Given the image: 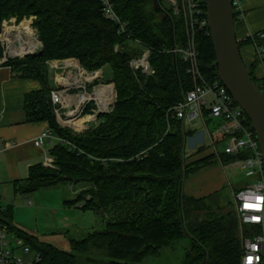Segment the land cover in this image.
Listing matches in <instances>:
<instances>
[{
  "label": "trees",
  "instance_id": "1",
  "mask_svg": "<svg viewBox=\"0 0 264 264\" xmlns=\"http://www.w3.org/2000/svg\"><path fill=\"white\" fill-rule=\"evenodd\" d=\"M111 1L127 22L130 38L117 34L116 26L102 15L99 0H0V23L12 15H34L42 42L38 55L9 61L12 68L68 58L78 59L88 70L109 64L117 93L109 113L99 115L94 127L75 134L57 122L46 79L38 69L36 74L21 75L42 84L25 97L28 120L47 121L54 136L47 149L53 166H31L22 192L63 181L84 182L89 187L67 203L95 211L102 226L81 238L68 236L69 250L28 233L17 234L42 253L41 264H147L162 248L184 238L189 239V247L182 264H240L233 207L221 212L183 189L179 203L182 180L213 158L204 155L184 163L185 123L167 121V109L192 87L185 63L171 51L173 45L183 44L184 22L163 0ZM134 39L150 48L154 74L130 68L129 60L141 51L132 47ZM117 44L120 49L115 50ZM197 49L203 74L208 79L218 77L209 34L198 32ZM249 73L264 93V79ZM214 138L224 142L223 136ZM220 153L224 163L234 159Z\"/></svg>",
  "mask_w": 264,
  "mask_h": 264
},
{
  "label": "built area",
  "instance_id": "2",
  "mask_svg": "<svg viewBox=\"0 0 264 264\" xmlns=\"http://www.w3.org/2000/svg\"><path fill=\"white\" fill-rule=\"evenodd\" d=\"M244 1L231 0L235 20L244 17ZM99 2L102 15L116 26L117 34L130 38L127 22L117 13L113 2L111 0ZM167 2L173 13L179 15L184 22L183 44L173 45L171 51L183 60L192 82V87L184 93L182 99L167 109V121L178 119L191 126L202 123L208 137H211V134L205 121L207 119L217 121L214 130L216 135L224 137L222 151L234 156V159L224 166L227 168L238 166L246 177L252 179L245 186L231 190L241 244L240 264H264V161L257 136L250 127L247 114L219 77L208 79L200 69L197 34L203 31L210 35L206 0ZM249 37L255 45L257 59L263 63L264 32L250 34ZM114 48L118 50L120 46L117 44ZM141 48L139 55L129 60V66L133 72L152 75L154 69L149 61L150 48L146 46ZM41 50L42 42L34 27L32 16L19 18L12 15L2 19L0 66L9 65L8 62L11 60L38 55ZM98 70H88L78 62L68 68L65 75L58 77L59 86L49 91V100L56 120L61 126L66 127L74 123L88 105L93 107L86 116L96 122L99 115L109 113L113 109L117 96L115 85L113 82H99L100 80L96 79L100 75ZM215 72L217 74V66ZM75 114L78 116L75 117ZM169 125L168 122V128ZM52 138L54 136L47 128L36 137L34 145L41 146L47 139ZM58 140L62 141L59 138ZM210 140L211 144H214L212 138ZM43 165L51 167L53 160L45 157ZM6 213L7 208L2 205L0 196V264H41L42 253L36 249L30 253L23 238L11 233ZM26 253L30 254L25 255Z\"/></svg>",
  "mask_w": 264,
  "mask_h": 264
},
{
  "label": "crops",
  "instance_id": "3",
  "mask_svg": "<svg viewBox=\"0 0 264 264\" xmlns=\"http://www.w3.org/2000/svg\"><path fill=\"white\" fill-rule=\"evenodd\" d=\"M260 31L264 32V0H245L244 17L235 20V34L239 41V50L244 64L258 80L264 79V62L257 59L256 48L249 35ZM248 39L249 42L246 41ZM65 61L68 60H53L54 65H56L55 62ZM107 67L109 68V65L104 67L103 72H107ZM111 73L112 70L110 75ZM41 88L42 84L39 80L21 76L16 69L10 66H0V196L2 201H6L7 213L10 216L13 213L9 206L10 199L18 194L26 193L22 192L21 188L28 180L31 166L37 163L43 165L45 157L53 160L47 154L51 139H47L41 146L34 145L36 137L49 128L48 122L28 120L25 108L27 93ZM209 122L212 123V129H208L211 134V137L208 138L213 140L216 136L214 129L217 121L207 119L205 121L207 128H209ZM185 125L191 130L202 127V123L195 126ZM205 136L204 134L202 141L206 138ZM208 153L209 151L205 148L204 153L193 154L190 159L194 160ZM224 164L222 160L212 159L188 174L182 180L184 193L206 200L223 190L226 183H229L232 190L234 187L229 182L227 167ZM61 186L63 188L64 184L59 183L41 188L57 189ZM72 193L75 194L74 191ZM64 197L63 195L61 199L62 204L70 205L67 201L74 195H71L70 198ZM94 213L97 214L95 211ZM94 223L90 229L82 233V236L102 226V221L98 219V216L94 219ZM64 231L68 233L69 229L66 228Z\"/></svg>",
  "mask_w": 264,
  "mask_h": 264
},
{
  "label": "rangeland",
  "instance_id": "4",
  "mask_svg": "<svg viewBox=\"0 0 264 264\" xmlns=\"http://www.w3.org/2000/svg\"><path fill=\"white\" fill-rule=\"evenodd\" d=\"M163 3L166 7H168L169 4L167 0H163ZM31 16L33 17L34 22L35 16ZM23 17L28 16H22L21 18ZM34 27L37 30L35 24ZM130 43L132 47L137 46L140 49H142L141 47H143V45L137 40H135V42L131 41ZM53 60L55 59L48 61L45 60L43 62L36 60V63L34 64L23 66L22 70H16L20 75H33L36 74V69H38L39 73H41L44 79H46L45 81L48 85L49 94V91L51 89L57 88L59 86L58 77L65 75L67 69L72 67L73 64L79 62V64L81 65L80 61L76 58H68V61L65 62H55L56 65H54ZM106 65L109 64L103 65L101 68H99L100 70H98L100 72V75L96 79L100 80L99 82H111L112 73L110 75V71L112 70V68L109 65V68L107 67V72H103V69ZM109 76L111 77L109 78ZM76 116L78 115L75 114V117ZM79 119L80 122L77 121ZM98 120L99 119L97 118V121ZM96 123L97 122L95 120L88 119L86 113L82 112V114L74 121V123L69 124L65 128L77 134L82 133V131H84L85 129L87 130L88 128L94 127ZM211 127L212 123L209 122L208 129L210 130ZM188 129V126L185 125L183 130L184 133L182 132L184 139V163L192 161L190 159L191 155H196L197 153H204L205 148H207V150L209 151L207 156L213 154V158L217 157V159L220 160V152L223 150L224 142L217 143L216 141H214L215 138H213L214 144H211V141L209 140L206 134V129L203 125L201 128H197L194 132H190ZM186 131L189 132L187 133ZM204 134L206 135V138L204 139V141H202ZM200 145L203 146L200 147ZM213 158H208V161L212 160ZM227 172L229 182L233 185L234 189H239L252 181V179L245 176L244 171L239 169L238 166L233 168H227ZM59 183L64 184L63 188L62 186L61 188L57 189L39 188L33 191L26 192L24 194H18L12 199H10L9 206L11 207L13 213L12 216H6V220L13 227V229H11L12 234L21 236L20 234L22 233H28L42 241L49 242L61 249L69 250L70 245L68 241V236L73 238H81L82 233L86 232L92 227L93 224H95L94 219H96L98 215L95 214L93 210L82 209L78 205H66L62 204L63 202H61L63 195L65 196L64 198H70L71 195H74V197H76L77 194L81 193V191L83 192L89 186H87V184H85L84 182L75 183L73 181H63ZM73 191L75 194L72 193ZM232 200L233 198L231 194L230 185L229 183H226L223 190H221L219 193L214 194L212 197L206 199L205 201L208 205H211L213 208L222 209L220 211L225 212L224 210L227 211L232 209ZM2 205L8 207L6 201H2ZM118 209H120V207ZM66 228L69 229L68 233H65L64 231V229ZM246 228H249V226H246ZM18 231H21L22 233L17 234ZM25 244H27L31 253L34 248L26 241ZM188 247L189 239L184 238L183 240L175 243L170 247L162 248L157 255L148 258L146 260V263L182 264ZM18 253L22 254L21 252ZM29 254L26 253L25 255ZM80 259L82 260V255L80 256Z\"/></svg>",
  "mask_w": 264,
  "mask_h": 264
},
{
  "label": "water",
  "instance_id": "5",
  "mask_svg": "<svg viewBox=\"0 0 264 264\" xmlns=\"http://www.w3.org/2000/svg\"><path fill=\"white\" fill-rule=\"evenodd\" d=\"M158 3L157 0H153ZM206 12L211 42L215 54L217 75L234 100L244 110L254 130L264 161V93L245 66L235 34V19L231 0H206ZM99 113L96 114L98 116ZM182 182L179 187L181 200ZM182 219V213H180Z\"/></svg>",
  "mask_w": 264,
  "mask_h": 264
}]
</instances>
